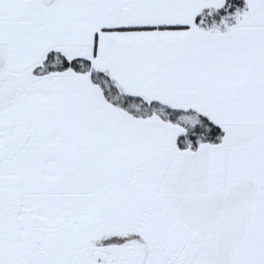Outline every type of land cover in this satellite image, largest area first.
<instances>
[{"label":"snow or ice","instance_id":"6c2138e0","mask_svg":"<svg viewBox=\"0 0 264 264\" xmlns=\"http://www.w3.org/2000/svg\"><path fill=\"white\" fill-rule=\"evenodd\" d=\"M0 264H264V0H0Z\"/></svg>","mask_w":264,"mask_h":264}]
</instances>
